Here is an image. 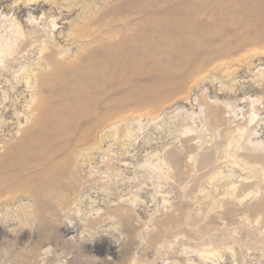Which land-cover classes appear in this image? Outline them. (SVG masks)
I'll use <instances>...</instances> for the list:
<instances>
[{"label":"rangeland","instance_id":"obj_1","mask_svg":"<svg viewBox=\"0 0 264 264\" xmlns=\"http://www.w3.org/2000/svg\"><path fill=\"white\" fill-rule=\"evenodd\" d=\"M22 1L0 0V46L11 51L0 57V264H14L16 251L68 264L85 247L88 262L103 264H264V149L253 147L264 143V0ZM86 55L97 89L85 87L79 100L77 90L41 93L43 123H25L26 72L46 75L61 60L62 73L49 76L61 89L68 64ZM182 93L201 117L191 130L176 118L126 124L133 111L174 101L167 111L189 109L176 100ZM109 124L115 139L104 134ZM142 125L124 136L125 126ZM41 126L73 133V145L103 137L90 160L71 153L58 162L84 168L56 215L75 226L64 233L72 244H37L34 227L51 212L35 205L39 167L27 169L34 157H9L25 140L43 143L31 131ZM48 255L55 260L44 263Z\"/></svg>","mask_w":264,"mask_h":264},{"label":"bare ground","instance_id":"obj_2","mask_svg":"<svg viewBox=\"0 0 264 264\" xmlns=\"http://www.w3.org/2000/svg\"><path fill=\"white\" fill-rule=\"evenodd\" d=\"M22 3L25 5L33 6V5H39L40 0H23ZM35 19H37V17H35ZM49 22L53 23L52 21H49ZM53 25L55 26V24H53ZM72 34H73V37L77 38L78 37L77 29H74ZM87 40H89V38H87L86 41ZM92 50L93 51H99L96 48H94ZM64 52H65L64 49H61L58 51V53H64ZM10 54H11V51H9V48L6 45L0 46V57H3V56L6 57ZM89 59H90L89 55H86V57L76 60V63L68 64L70 67L71 78L67 81L66 86L63 85L61 89H59V85L57 84L56 80H55L56 87H57L56 89H55V84L49 83L50 73L52 75H55V76H58L59 74L62 73V70L60 69V66H59V64L62 63L61 60H53L55 62V66H57V67L55 70H51L50 73H47L46 75L40 74L39 71H37L35 74H30V73L26 72L25 79L22 82H23V85L25 87H27L28 93L25 95V97L23 96V98H22V103H24V105H22V107L20 105V108H23V110H22L23 112H24V108H26V110H27V112L24 113V115H23V120L25 121V123H27V121L31 117L34 120H36L37 122H40L41 124L43 123V116H44V110L43 109H44V106L46 105V99L40 98L41 93L51 94L54 90H55L54 92H57L58 90H65V89H68L71 91L77 90L75 95L72 97L76 100H79L78 97L85 94L86 89H90L91 91L94 89H97L96 83L90 82L89 78H88L89 66H90ZM37 63H40V62H37ZM85 87H88V88L85 89ZM84 90H85V92H84ZM189 92H190V90H189ZM21 94H22V91L19 95H21ZM22 95H24V94H22ZM189 95L190 94H188V93H182L176 98V100L179 102L180 101L181 102H188L189 105L191 104L190 105L191 107L185 111H182V112L180 111L181 108L183 109L182 105H180V106L176 105L175 108L172 109L171 111L169 110L170 111L169 112L166 109L167 108L170 109L177 102L174 101L173 103H170V104H168L166 102L167 103L166 105H163V107H161L157 110H153V111L145 110V111H137V112L133 111L132 113H130L128 115V117H126V124L128 122H129V124H131L132 122L134 124V122H136L137 126H139L140 125L139 123H141L143 121L145 126L152 127L154 125L155 126L160 125V122H164V123L170 122L171 123L174 121V118H176V121H178L177 124H179L181 126L180 128H183L184 130L190 129L189 126H187V123H189L190 120H197V119H200L201 117H200V113H198V109L192 107L193 103L189 100L190 99ZM211 113L213 114V112H211ZM212 114H210V115H211V118L213 119L214 117ZM210 115H209V117H210ZM124 119H125V117H124ZM179 119H180V121H179ZM1 124H0V126H2ZM110 125L111 124H109V126ZM144 125H142V127H140L139 129H136V130L129 129L130 127L125 126L128 129H125V131H127V133L124 136L125 137L127 136V138H131L132 132L137 131V133H138L141 129H143V127H145ZM113 126H114L113 124H112V126H110L109 130L112 129L110 131H108L106 129L107 131H105L104 134L106 135L107 138H110V137H112L113 139L116 138V134H117L116 132L117 131H116V129L114 130V128H116V127L113 128ZM105 128H108V125L104 126V129ZM31 131H33L34 133H37L38 135H41L40 137L44 136L45 140L43 141V143H36V142H31L29 140H25L26 142L18 143L17 145H15L16 150H14L13 155L11 153H9L10 155H12L9 157L11 158L10 160L22 157L23 155H25V157H26L25 159H27V157L30 159L34 157L36 159V163L30 167H27V169H29V168L33 169V168L39 167L38 169H36L37 171L34 172V175L39 178V180H38L39 182L37 185L35 184V187H31L32 192H33V197L35 198V202H36L35 205H37L38 207H40L42 209H44L43 207H48L47 209H49L51 212L48 210L50 212V214L49 215H42L40 217L41 220L35 225L34 236H36V238H37V239L36 238L35 239L37 240V244L42 243L44 241L43 238H45L46 241H50V242L53 241L55 243H58L59 241H63L67 244H72L73 242L70 238L64 239V233L70 232L75 226H73L71 228L69 226L61 225V222L57 221L58 217L56 218V215L58 212L57 211L58 207L60 205L66 204L68 202L70 194H75L77 192V189L81 184V180L83 179L82 177L84 176V174H83L84 168H82L81 165H79L77 167L71 166L70 164L64 166V164H66L65 161H68L69 159L63 161L64 163L61 162L63 164V166H61L62 164L60 166H58L59 165L58 162L64 160L62 158L65 156L67 157V155L71 154V153L75 154L76 157H84L85 156V158L90 160L91 155H92V151H94V150L100 151L101 150V142L103 140V137L101 138V136L99 137V134H97L96 138L93 140V142L90 140L92 143L88 140L87 141L84 140L85 142L81 143L80 146L76 143L78 145L77 146V145L71 144L75 138V135L73 133H69L67 130H63V129L58 130L56 128L44 130V127L41 126L37 129L31 130ZM142 131H140V133ZM183 132H185L186 136L191 134L188 131H183ZM137 133H134V134H137ZM37 134H36V136H38ZM77 138H79V137H77ZM89 143H90V145H88ZM6 146L7 145H5V143H3L2 146L0 144V148H4ZM253 147L264 149V143L258 142L257 144H254ZM25 148H26V151H25ZM36 153H37V155H36ZM70 157H71V155H70ZM60 159H62V160H60ZM71 159L69 161H71ZM10 160H6V161L9 162ZM11 164H12V162H11ZM93 173H95V172H93ZM27 176H29V175H27ZM44 210H46V209H44ZM119 211L117 210V213H114V214H116V216L119 217V220L120 219L126 220L125 222L128 221L129 222L128 225H130V221H129V220H131L130 215L125 216L124 213H121ZM43 214H44V212H43ZM112 214L113 213L108 212V215H112ZM125 222H124V224H125ZM128 225H126V226H128ZM84 241L85 240H83V244H84V246H86L85 245L86 242H84ZM79 245L80 246L82 245L81 240H79ZM110 245H112V244H109V247H110ZM83 252H88L86 250V247H85V249H82V251L77 249L76 254L74 255L73 259L68 264H103V263H105L104 262L105 260L95 259V258L91 259V261L88 262L87 258L85 257V254ZM53 260H55L54 256L48 255L45 257L44 263H49ZM13 263L14 264H37L36 260H34L33 253H32V256H28L26 253L21 252V251L20 252L16 251V253L13 252Z\"/></svg>","mask_w":264,"mask_h":264}]
</instances>
